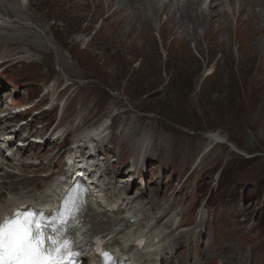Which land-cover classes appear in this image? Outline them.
Segmentation results:
<instances>
[{
    "label": "rangeland",
    "instance_id": "rangeland-1",
    "mask_svg": "<svg viewBox=\"0 0 264 264\" xmlns=\"http://www.w3.org/2000/svg\"><path fill=\"white\" fill-rule=\"evenodd\" d=\"M111 1L0 0V116L36 100L47 105L59 96L61 106L67 100L62 116L59 111L35 117L36 135L45 133V124L78 133L112 123L113 143L99 155L120 173L106 180L124 186L131 196L142 194L149 207L156 205L147 201L151 197L161 204L167 198L166 203L178 200L171 210L179 214L178 232L203 223L192 254L210 249L206 264H230L229 259L241 255V260L250 257L246 264H264V44L259 45L264 41V11L256 7L242 24L225 13L214 24L205 15L208 10L193 4L189 14L197 21L188 23L181 9L198 0L170 2L172 21L154 0H117L114 8H124L126 22L117 14L110 18ZM2 2L16 9L14 32L8 29L13 20ZM240 3L235 0L228 9H238ZM4 121L0 128L9 125ZM75 132L67 143L76 142ZM124 134L137 144L136 151L122 144ZM177 140L191 142L190 160L184 154L173 158L170 144ZM159 143L167 148L161 151ZM58 146L50 140L23 153L27 161L40 164L35 166L40 180L32 182L29 174L31 182L22 188L40 191L55 172L64 171L55 155ZM140 146L152 151L151 158L140 157ZM39 154L44 157L37 161ZM15 163L21 170L20 162ZM100 165L107 166L103 161ZM119 179L130 182L120 184Z\"/></svg>",
    "mask_w": 264,
    "mask_h": 264
},
{
    "label": "bare ground",
    "instance_id": "bare-ground-1",
    "mask_svg": "<svg viewBox=\"0 0 264 264\" xmlns=\"http://www.w3.org/2000/svg\"><path fill=\"white\" fill-rule=\"evenodd\" d=\"M8 1H11V0H8ZM66 1H71V0H66ZM116 1L117 0L111 1L110 10L112 13L110 15V18H114V16L117 14L122 18V20H124L126 19L125 10L124 8H119V7L114 8ZM178 1L182 2L183 0H178ZM128 2H132L135 4L137 2L138 4L139 3L141 4V2L146 3L149 1L129 0ZM154 2L157 4L159 3L161 7L163 6L162 12L165 13L167 17H169V20L171 21L175 20L174 13H172L170 10V2L173 3L174 0H170V1L169 0L167 1L166 0L165 1L164 0H154ZM238 2H241L240 5L238 6V9H235L234 7L232 8L234 10V13L232 12V9L230 10L228 8L232 7V4L235 3V0H228V3H226L225 0H198L197 3L195 2L190 3V5H186L187 4L186 3L185 4L186 6L182 7L181 12H183L187 16L186 18H188V20L187 19L186 20L188 21V23H193L194 21L192 20L197 21V19H192L193 17L191 18L189 14V10H191L192 8H195L194 5H197L198 7L200 5L204 10L209 11L205 15L209 18V20L214 21V24L220 19L221 16L226 15L225 13L228 14L227 16L228 20L230 18L231 19L237 18L238 20H240L239 24H242L244 21H246V23L250 21L251 15L255 13L254 9L256 7H260L261 11H264V0H241V1L238 0ZM14 5L15 3L13 2V6ZM1 6H3V9H5V13L10 17V19L13 20L11 27L8 29L14 32L15 31L14 28H17V25H18L15 21L17 17L14 15V12H13L14 10L16 11V9L6 7L5 2H2ZM141 6L144 10H148L146 9L148 5L145 6L142 4ZM78 7H81V6H78ZM149 7L153 8L152 5ZM174 9L175 8H172V10ZM134 10L138 12V10H141V8L134 7L133 11ZM155 10L156 9H154V11ZM17 12H19L18 8H17ZM199 13L200 12H198V14ZM22 14L23 13H21V15ZM138 15L140 16L139 13ZM243 15H246L247 17L243 18ZM202 18H203V15H202ZM31 19H32L31 22L35 23L33 21V18ZM259 19L260 20H257V25L259 24L261 26L262 19L261 17ZM126 22H127V19H126ZM147 23H148L147 26L151 25L150 20H147ZM229 26L230 25H228L227 27L229 28ZM239 28H241V26ZM261 28H263V26ZM260 31H264V28L260 29ZM262 34L264 35V32ZM259 41H260L259 45L261 47L264 44V41L262 39ZM13 46H15V43L10 42V47H13ZM91 113H92V110H89V112L86 115H84L83 119L87 120L89 115H91ZM2 122L3 120L0 119V126L2 125L1 124ZM96 130L99 131V129H96ZM96 130L95 128L93 131L89 130L91 134H88L84 138L86 140H90L96 137L98 138V140H94V139L90 140L91 142L89 144L85 143L84 140L80 141L81 143L85 144L84 151H87V153L89 154V160H94L97 153L100 154L101 152H103V148L105 146L103 142L101 141L105 139V138H102L103 133L105 134L104 136H106V133L108 130L107 131L104 130L101 133L97 132ZM2 131L3 130H0V133ZM4 131H6V128L4 129ZM152 132L154 136H157L158 130L156 131L155 128H152ZM112 136L113 134L111 135V138ZM129 138H130L129 134H124L122 136V141H123L122 144L127 145V146L132 145V148L136 149L137 144L133 143L132 140L130 141ZM215 140L220 141L219 138H213V141ZM157 141L158 140L156 138V142ZM58 142L59 141H55L54 143H58ZM98 144H101V146ZM186 144L187 146H185ZM157 145L159 146V149L161 151L167 148V146L164 147V145H161V143ZM170 146L173 150V158H177L181 154H184L185 157H187V160L191 159L192 157L191 142L184 141V140L183 141L177 140L176 143L174 144L171 143ZM140 148L141 149L139 150H142L140 152V154H142L140 156L141 158H144V159L151 158L152 151L150 152L148 150V147L145 148L146 151L144 147L140 146ZM91 149L92 151H94V153L89 152ZM42 156L43 155L40 156L39 154L37 155L36 159L41 158ZM5 158H8V157L5 155ZM19 160H23L21 161V165H20L22 169L21 171H19L20 173L19 177H15L14 173L11 172L10 169H15L13 166V162L19 161ZM13 162L6 160V162L4 161L1 164V165L9 167L10 169H6L4 166H0V220L2 219L1 215H5L6 213H9V211H11L13 206L16 205L18 201L26 200V202L30 204H38L40 207H45L47 204H49L50 206H53L59 200L63 192H65L66 189L68 188V182H66V184L64 185L61 181L57 182V180H54L53 182H51L49 185H47L46 187H44V189L40 191L26 190L22 188L23 187L22 185H25V183L27 184L31 182L29 180V177H31V175L29 174H32L33 176L31 177L33 179L32 182L36 183L37 180H40L39 175H38L39 169L35 168V166H38V164L36 165L35 162L24 160L21 153L18 154V156L14 159ZM111 173H113V175H118L120 173L118 172V170L114 169L113 164H109L106 170L101 171V175L98 181V187H96V190L94 192L95 194H93L92 196L88 198V210L83 216V222L86 226H89V233H88L89 236L98 237L99 235H103L104 238L108 240L107 245L109 246V249L112 252L118 264H123V263H129V264H206L207 255L210 249L206 252L203 250L198 251L194 254V256L192 254V245L194 242V236L198 234V231L196 230L200 228V226L203 225V223L198 225L193 230H188L185 232L183 231L178 232L181 226V223L176 225L175 221L179 214L175 215L171 212V210L174 207L179 205L178 200L175 202L173 198L172 201H170L169 203H166L169 201L167 198L163 202V204H161L156 198L151 197L147 201L153 200L154 202H156V205H152L150 206L152 208H150L148 206L150 202L149 203L145 202L142 198V194L137 193L131 196L129 194L130 191L128 189H125L124 186L115 185V183H113L112 181L106 180L107 175ZM116 182L120 184H123V183L129 184L130 181H126V179H119ZM157 205H159V207H157ZM150 209H153L154 213H151L149 211ZM137 235H142V237L147 240L146 247L142 249L135 247L134 238ZM215 241H216V238L212 240L211 249L217 242ZM242 256L244 255H241L238 257L233 256L231 259H229L230 264H246L249 261L250 257L246 256L241 260ZM231 261H234V262L231 263ZM249 264H251V262Z\"/></svg>",
    "mask_w": 264,
    "mask_h": 264
},
{
    "label": "snow or ice",
    "instance_id": "snow-or-ice-1",
    "mask_svg": "<svg viewBox=\"0 0 264 264\" xmlns=\"http://www.w3.org/2000/svg\"><path fill=\"white\" fill-rule=\"evenodd\" d=\"M86 192L73 186L54 212L24 206L0 222V264H77L92 239L102 264H118L102 241L88 234L89 226L83 222Z\"/></svg>",
    "mask_w": 264,
    "mask_h": 264
}]
</instances>
